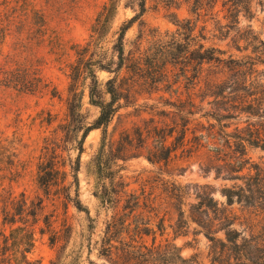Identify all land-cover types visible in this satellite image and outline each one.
<instances>
[{
	"label": "rangeland",
	"instance_id": "obj_1",
	"mask_svg": "<svg viewBox=\"0 0 264 264\" xmlns=\"http://www.w3.org/2000/svg\"><path fill=\"white\" fill-rule=\"evenodd\" d=\"M109 1L0 0V232L7 236L11 229L3 224L4 205L12 201L17 209V205H22L25 199L26 207L37 211L36 220L29 218L28 222L35 240L31 253L27 255L32 263L50 264L55 261L63 244L60 242L52 246L49 234L39 233L41 228H45L46 216L53 222V231L58 235H67L66 247L60 250V264H87L88 256L94 260V255L87 252L88 240H96L110 215L106 211H113L103 207L95 197L98 183L94 159L100 146V130L91 131L85 138L77 174L79 199L88 215L71 206L64 210L58 200H46L37 185V165L46 147L56 145L64 159L68 154L72 161L77 156V138L63 142V126L68 122L70 67L76 62L75 46H83L89 41L95 18ZM113 1L116 10L108 22L104 39L108 57L112 55L110 49L118 37V29L140 12L139 0ZM216 1L213 10L201 11L196 19L188 14L189 5L184 0H146L145 13L125 34V53L133 50L140 35L141 52L160 36L164 41L168 40L167 37L177 29L169 16L175 14L179 20L196 21L191 38L195 44L191 58L195 60L189 67H169L166 82L159 85L157 92L147 94L143 88L136 87L129 100H121L123 107L108 126L107 143L111 147L124 138L131 143L130 155L135 158L119 163L123 165L121 175L128 185L127 191H139L143 181L155 177L158 169L144 158L154 145V139L148 136L147 131L153 134L151 130L155 125L165 129L170 134L166 145L173 152L165 168L167 174H164V179L182 186H210L218 208L238 218L233 227L247 237L250 229H246L245 221L253 226L251 230L254 233L264 229V206L248 207L237 202L226 205L221 190L231 187L234 182L215 179L213 173L208 176L202 174L199 167L204 163V157L202 153L190 156L187 142L191 131L201 127L205 129L215 123L208 121L206 116L202 117L208 108L206 102L201 103L199 88L207 66L196 60L203 53L200 44L217 49L219 53L216 56L220 59L237 60L243 65L253 66L254 75L264 76V0ZM232 5L237 7V24L225 19V8ZM96 74L102 92L105 82L113 75L105 71ZM88 84L87 81L85 86L76 90V93L82 90L81 114L87 124L99 114V109L89 102ZM190 98L196 105L194 112L198 114L188 124L186 113ZM220 126H225L223 131L227 134L237 132L245 136L247 130L261 129L264 117L241 114L221 121ZM220 126L216 125L217 129H222ZM142 143L146 148L141 149ZM246 159L253 164L264 163V149L247 146ZM159 192L156 190L153 195ZM41 197L44 208L39 210L37 204ZM186 203L193 204V198ZM182 210L188 211L189 206H184ZM16 226L20 223L13 227ZM194 228V225L190 226L189 233L176 239L175 243L183 257L195 258L199 264H211L210 243L202 234L194 233Z\"/></svg>",
	"mask_w": 264,
	"mask_h": 264
},
{
	"label": "trees",
	"instance_id": "obj_2",
	"mask_svg": "<svg viewBox=\"0 0 264 264\" xmlns=\"http://www.w3.org/2000/svg\"><path fill=\"white\" fill-rule=\"evenodd\" d=\"M184 2L189 5L188 14L197 19L201 11L213 10L217 1ZM145 3L146 0H139V14L118 29L110 57L104 50V39L108 22L116 10L113 0L104 5L95 18L89 41L83 46H75L76 62L70 67L68 122L63 126V142L77 138V156L73 161L69 154L64 159L58 152L59 147H46L37 165L38 188L46 200H58L64 210L71 206L88 215L79 199L77 174L85 138L91 131L100 130V146L94 159L98 183L95 197L103 207L113 211H106L110 215L96 240H88L87 252L94 255V260L88 256L87 264H199L195 258L183 257L175 243L176 239L189 233L192 225L195 226L192 231L202 234L210 243L211 264H264V229L254 233L251 230L253 226L245 221L246 229H250L249 236H242L233 227L238 218L218 208L210 186H182L164 179V174H167L165 168L173 152L166 145L170 134L165 129L155 125L151 130L153 134L147 131L148 136L154 139V145L144 158L152 166H158L155 177L144 180L139 191L128 192L126 189L128 185L121 175L123 165L119 162L125 163L135 158L130 155L131 143L125 138L111 147L107 143L108 126L123 107L120 101L129 100L135 94L136 87L143 88L147 94L157 92L159 85L166 82L169 67H189L195 60L191 58L195 50L191 38L196 21L179 20L175 14L169 16L177 29L167 37L168 40L164 41L160 36L141 52L140 35L133 52L125 53V34L145 13ZM225 11V19L237 24V7L232 5L226 7ZM219 30L222 28L219 27ZM199 48L203 53L196 60L207 66L199 88L201 103L206 102L208 108L202 117L206 116L208 121L215 123L205 129L201 127L200 130L191 131V138L187 142L190 156L202 153L205 161L200 164L199 171L205 176L213 173L215 179L234 182L231 187L221 190L226 205L237 202L248 207L264 206V163L253 164L246 159L247 146L264 149V126L255 131L247 130L245 136L237 132L227 134L223 131L225 126H220L221 121L241 114L264 117V76L254 75L253 66L243 65L237 60L220 59L216 56L219 51L215 48H205L203 44ZM98 71L113 75L105 82L102 92L99 90ZM87 81L89 102L99 109L98 117L89 124L85 123L81 114L82 90L76 93L77 88L85 86ZM187 108L189 124L198 114L194 112L196 105L191 98ZM216 125L222 129H217ZM136 132L140 133V130L136 129ZM143 148L146 147L142 143ZM156 190L160 191L159 194L153 195ZM190 198H193V204L186 203ZM25 202L24 199L17 209L12 201L2 208L3 224L11 229L7 236L0 232V264H37L27 258L35 243L34 232L29 229L28 222L29 218L36 220L37 211L33 207H26ZM43 203V198H38L39 210L44 208ZM184 206H189V210L183 211ZM17 223L20 226L13 227ZM44 223L45 228H41L39 233H48L52 246L63 242L60 250L65 249L67 235H58L53 231V222L47 216ZM60 250L50 264H60Z\"/></svg>",
	"mask_w": 264,
	"mask_h": 264
}]
</instances>
